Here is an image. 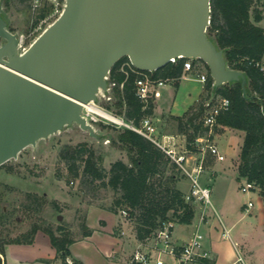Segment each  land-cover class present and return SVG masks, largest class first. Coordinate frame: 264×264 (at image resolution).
Masks as SVG:
<instances>
[{
	"label": "water",
	"instance_id": "water-1",
	"mask_svg": "<svg viewBox=\"0 0 264 264\" xmlns=\"http://www.w3.org/2000/svg\"><path fill=\"white\" fill-rule=\"evenodd\" d=\"M211 0H67L60 16L22 52L0 10V165L73 122L97 136L84 104L107 90L128 56L141 70L173 57L206 62L216 86L247 76L209 37Z\"/></svg>",
	"mask_w": 264,
	"mask_h": 264
},
{
	"label": "rangeland",
	"instance_id": "rangeland-1",
	"mask_svg": "<svg viewBox=\"0 0 264 264\" xmlns=\"http://www.w3.org/2000/svg\"><path fill=\"white\" fill-rule=\"evenodd\" d=\"M66 1L40 0V6L34 12L33 0H0V10L7 20L8 28L18 35L24 34L28 46L43 31L40 29L31 34L34 15L44 13L48 16L54 12L56 2L58 3L60 12L45 21L43 24L45 28L60 16ZM4 41L5 39L0 36V44ZM203 64L205 72L208 73L209 69L204 61ZM108 86H110L109 82ZM203 88V82L195 78H184L178 86L172 80L167 81L156 89V112L160 114L156 116L159 119L154 118V112L150 114L156 129V138L163 141L164 134H174L176 148L179 151L187 148L192 155L193 163L200 156L199 146L195 141L188 142L187 135L179 129L178 119L169 112L183 114L202 91L200 98L207 95ZM213 95L211 92L210 99ZM117 99L113 86H110L107 90L100 89L94 102L98 107L125 116L123 109L116 103ZM93 125L97 136L92 135L88 129L82 128L79 123L73 122L47 137L38 139L35 145L26 146L17 157L0 165V245L16 242L14 241L16 237L24 241L32 235L35 238L37 231L31 233L32 227L47 223H52L54 226L63 223L70 229L75 239H81L84 237L82 224L86 222L87 208L90 204L104 205L112 210L109 206L116 196L113 189L101 185L100 181L88 184L82 182L81 177H73L67 162L60 156L65 144L87 142L102 156L101 162L107 169L116 159L123 158L128 161L127 148L118 141L111 140L117 137L123 127L102 120L95 121ZM214 132L211 141L219 146L225 158L220 160L210 152L206 153L204 164L208 169L201 173L200 180L210 186L212 203L207 207L193 203L197 214L194 221L197 222L199 217L205 220L206 212L220 216L228 226L232 227L231 234L234 238L239 239L241 244L244 240L249 241L254 249L253 257L257 258V264H264V226L260 220V213L264 211L262 204L264 197L257 192L244 193L241 183L245 177H238L241 161L240 143L243 142L244 132L218 122ZM175 172L178 178L177 186L178 183L181 186L182 182L179 181L185 179L183 188L191 187V180L182 169L176 166ZM29 193L42 196L43 199L29 197ZM249 197L256 200L253 212L250 213L245 210V203ZM53 201L58 202V208L54 206ZM115 213L126 230V233H121L120 237L124 242L134 238L135 220L124 215L121 210ZM178 227L183 229L179 225ZM184 228L188 230L186 226ZM25 234H28V237ZM86 246H89V243ZM131 251L132 249H126L124 258H129ZM95 256L92 254V258H89L92 264H107L103 258ZM2 261L3 256H1V264ZM60 262L62 264L61 259Z\"/></svg>",
	"mask_w": 264,
	"mask_h": 264
},
{
	"label": "trees",
	"instance_id": "trees-1",
	"mask_svg": "<svg viewBox=\"0 0 264 264\" xmlns=\"http://www.w3.org/2000/svg\"><path fill=\"white\" fill-rule=\"evenodd\" d=\"M260 5L261 0H211L209 37L224 50L230 67L245 72L246 87L241 80L216 86L205 62L209 69L205 83L207 95L183 115L174 117L179 121L180 131L187 135L188 142L194 141L207 130L203 118L211 92L213 99L217 96L230 98V106L218 115L217 122L244 131L238 177L243 176L260 184L264 197V72L260 67L264 56V27L257 23L263 19L264 13ZM186 59L177 58L156 70L146 71L154 78L176 79L182 75ZM128 62L131 63L128 56L120 58L112 66L108 82H115L116 103L123 109L125 117L138 125L146 115L154 112L155 105L153 96L144 101L137 94V80L143 70ZM111 140L127 148L129 160L116 159L109 169L102 164V156L87 142L65 144L60 156L67 162L73 177H81L82 182L88 184L100 181L101 185L113 189L116 196L109 208L115 212L128 209L127 217L135 220L139 240L153 238L169 220L191 223L196 215L195 206L185 199V192L177 186V164L166 151L130 127L120 129L117 137ZM28 196L43 199L32 193ZM53 204L59 207L57 201ZM82 227L84 236L92 234L93 228L86 222ZM39 229L49 234L62 264H82L76 258H72L73 263L68 261L69 247L77 239L63 223L57 226L52 223L34 225L31 233ZM33 240L34 235L25 241L16 237L14 241L31 243ZM1 254H5V244L0 245V264Z\"/></svg>",
	"mask_w": 264,
	"mask_h": 264
},
{
	"label": "built area",
	"instance_id": "built-area-1",
	"mask_svg": "<svg viewBox=\"0 0 264 264\" xmlns=\"http://www.w3.org/2000/svg\"><path fill=\"white\" fill-rule=\"evenodd\" d=\"M33 1V10L36 12L40 6V0ZM57 12H60V9L58 3L56 2V7L54 8V12L52 14L48 16L45 14L42 15V13L34 15V18L32 19L33 31L31 34L40 29L44 31L48 27L43 28L45 21ZM19 37V51L22 52L29 45H26V36L24 34H20ZM177 58L181 57H173L171 61H176ZM196 59L197 58L194 57H187L184 61L183 73L194 67V60ZM129 64L131 66L133 65L132 63ZM260 67L264 72V63H261ZM140 73L141 76L137 80V94L144 101H147L149 97L153 96L157 86H161L167 81L173 80V78H154L151 76V73L146 70H143ZM200 77L202 80L207 81L208 73H202ZM114 84L115 82L109 83L110 86H114ZM110 86H108V88ZM90 103H93L92 105H94L97 110H91L87 104H84L83 115L89 123L93 125L95 121L102 120L104 122L113 123L118 127H130L152 139L166 151L172 160L176 162L177 167L182 169L184 174L191 180V187L189 191L185 193V199L193 203L203 204L206 207L212 203L211 188L201 182L200 176L205 169L204 160L207 152L216 155L218 159L222 160L225 158V154L221 152L216 143L211 141V138L215 133L214 130L217 124L218 115L230 106V98L226 96H219V98H209L207 100L203 118V123L207 127V130L204 134L197 136L194 140L199 146L200 151V156L194 163L192 162V155L189 153L190 151L187 148L183 151H179L176 148L175 142L165 140L161 141L156 138V129L150 115H146L141 120L140 124L137 125L133 121L128 120L125 116L117 115L105 108L96 106L94 101H91ZM241 189L244 193L257 192L260 194L262 192V186L260 184L255 181L248 180L247 178H245V180L241 183ZM254 205L255 201L253 199H249L245 203V210L249 211ZM121 212L126 216L129 214L128 210L125 208H123ZM174 226V220H169L165 223L164 227L158 231L156 236L153 237L154 245L151 247L152 249H148L147 244L145 243L147 240H141L125 264H169L163 257L164 253L172 255L176 260V264H186L199 258L210 257V251L204 246V235L199 230L195 231L190 239L184 244L175 245L171 239L172 229ZM224 235L231 240L233 239L229 228L225 227ZM234 244L236 247V258L231 264H250L239 244L237 242H234ZM68 261L73 263L71 258H68Z\"/></svg>",
	"mask_w": 264,
	"mask_h": 264
},
{
	"label": "crops",
	"instance_id": "crops-1",
	"mask_svg": "<svg viewBox=\"0 0 264 264\" xmlns=\"http://www.w3.org/2000/svg\"><path fill=\"white\" fill-rule=\"evenodd\" d=\"M260 7L263 9L264 13V0H261ZM257 23L264 27V17ZM194 63L195 65L192 69L186 70L179 78L172 80L177 86L184 78H195L203 82L205 88L206 81L202 80L200 77L202 73H207L204 70L203 61L196 59L194 60ZM191 71H194V73H191ZM158 87L159 86H157L156 89ZM156 89L153 93V100L155 105L154 118L159 119V117L156 116L160 115L156 112ZM200 96L189 106V108L199 100ZM169 113L175 116H181L184 114H175L172 112ZM162 139L163 141L165 140L175 142V135L167 133L164 134V137ZM241 144L242 142L240 143V145ZM207 169L208 168L205 167L204 171H207ZM179 182H182V184L180 186L178 183V187L185 193H187L190 189V186L187 189L183 188L185 187V179ZM249 199L254 200L253 197H249L247 201ZM254 201L256 204V200ZM262 204L264 208V198ZM254 207L255 205L249 211L246 210V212H253ZM260 214L261 224L262 226H264V211ZM86 223L88 226L93 228L92 234L74 241L69 247L70 255L68 256V258H76L80 260L82 264H92L89 259L92 258V254L96 255V258H103L104 261L107 262V264H125L130 258L136 246L141 241L137 238L135 233L134 238H130L129 241L124 242L123 238L120 237L121 233H126V230L123 228V224H120L118 215L114 211L109 210L104 205L90 204L87 208ZM178 225L183 227V229L179 227L177 228ZM184 226L188 228L187 231L185 230ZM225 227L229 228L231 232L232 227L228 226L223 218L221 219V217L217 216L215 213L206 212L205 220L199 217L197 222L194 221V219L191 223L177 222L172 229L171 239L175 245H182L190 239L195 231L199 230L203 233L204 246L210 251V257L199 258L186 264H231L236 258V247L234 242H237L239 244L250 264H257V258L253 257L254 249L252 248V245L249 243V241L244 240V242H242L241 244V241H239V239L237 238H234L233 236L232 240L230 238H227L224 235ZM79 243H82L83 245ZM88 243L89 246H86V244ZM145 243L147 244L148 249H152L151 247L154 245V239L151 238ZM128 248L132 249L131 254L129 258H124L123 255L125 253V250ZM1 256H3V264H61L60 258L57 256V250L52 244L49 234L42 229H39L37 231L34 241L31 243H7L5 245V254H1ZM163 257L169 264H176L175 258L169 253H164Z\"/></svg>",
	"mask_w": 264,
	"mask_h": 264
},
{
	"label": "bare ground",
	"instance_id": "bare-ground-1",
	"mask_svg": "<svg viewBox=\"0 0 264 264\" xmlns=\"http://www.w3.org/2000/svg\"><path fill=\"white\" fill-rule=\"evenodd\" d=\"M93 103H87V106H89V108L91 109V110H97V108L94 106V105H92Z\"/></svg>",
	"mask_w": 264,
	"mask_h": 264
}]
</instances>
